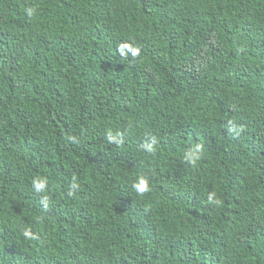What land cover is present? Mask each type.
I'll use <instances>...</instances> for the list:
<instances>
[{
  "label": "trees",
  "instance_id": "trees-1",
  "mask_svg": "<svg viewBox=\"0 0 264 264\" xmlns=\"http://www.w3.org/2000/svg\"><path fill=\"white\" fill-rule=\"evenodd\" d=\"M0 264H264V0H0Z\"/></svg>",
  "mask_w": 264,
  "mask_h": 264
},
{
  "label": "clouds",
  "instance_id": "clouds-1",
  "mask_svg": "<svg viewBox=\"0 0 264 264\" xmlns=\"http://www.w3.org/2000/svg\"><path fill=\"white\" fill-rule=\"evenodd\" d=\"M25 11H26V14L29 17H31L34 15L35 9L34 8H27ZM149 150H151L150 146H149ZM198 153H199V149L197 148L196 151L190 152L187 155L191 159V161L194 163L197 159H199ZM33 184H34L35 190L37 192H42L45 189L46 181H40V182L33 181ZM132 187L136 190L137 193L143 194V193L149 191V182L145 177L141 176L138 178L137 182H135L132 185ZM44 199L46 200L47 197H44ZM208 202L210 204H215V205H219L221 203V201L216 198L215 193H210L208 195ZM24 235L30 236L31 233L28 231H25Z\"/></svg>",
  "mask_w": 264,
  "mask_h": 264
}]
</instances>
